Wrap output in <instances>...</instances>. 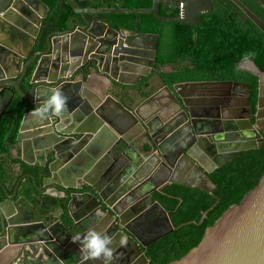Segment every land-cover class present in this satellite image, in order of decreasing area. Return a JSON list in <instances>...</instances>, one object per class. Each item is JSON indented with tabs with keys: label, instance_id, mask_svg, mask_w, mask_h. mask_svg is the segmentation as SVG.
<instances>
[{
	"label": "water",
	"instance_id": "95a60500",
	"mask_svg": "<svg viewBox=\"0 0 264 264\" xmlns=\"http://www.w3.org/2000/svg\"><path fill=\"white\" fill-rule=\"evenodd\" d=\"M67 1L84 23L75 27L81 21L72 18L68 30L50 32L37 48L47 3L19 0L21 9L15 0H0V99L7 93L12 96L4 109L15 93L33 109L54 89L68 97L63 120L51 116L40 120L30 114L33 109L24 113L15 151L23 163L47 167L44 186L75 191L69 195L66 217L62 209L59 215H42L25 197L16 196V189L6 193L0 203V258L6 255L8 260L0 264H31L37 255L47 256L42 264H68L81 255L73 237L92 229L113 238V264H149L144 249L175 229L154 192L176 183L213 193L218 186L209 177L211 172L242 151L264 147V71L250 56L236 63L238 69L257 77L254 113L251 84L231 80L179 82L171 88L160 77L165 96L157 97L161 90L146 81L143 85H151L154 91L142 90L146 95L137 101L139 93L131 86L153 66L159 35L116 30L86 15L152 14L161 22L198 25L202 15L212 10V0H153L148 8L86 9ZM233 1L244 18L264 33V21L239 0ZM160 4L178 9V14L162 16ZM151 41L153 56L143 61L138 53ZM31 64L34 69L26 93L21 81ZM91 75L118 86V92L109 89L100 99L84 87ZM219 85L233 88V93L227 91L232 107L218 101L212 90L204 91ZM238 87L244 90L239 92ZM134 148L140 158L135 163L130 156ZM112 155L114 170L103 177L102 164ZM156 179L158 183L153 182ZM160 223L163 229L145 236L149 227ZM121 237L126 238V246H121ZM168 264H264V174L239 203L206 228L195 247Z\"/></svg>",
	"mask_w": 264,
	"mask_h": 264
},
{
	"label": "trees",
	"instance_id": "16d2710c",
	"mask_svg": "<svg viewBox=\"0 0 264 264\" xmlns=\"http://www.w3.org/2000/svg\"><path fill=\"white\" fill-rule=\"evenodd\" d=\"M44 1L49 6V14L45 20L47 28L39 35L37 48L42 45L48 31L68 26L69 18L74 13L67 0ZM75 1L79 7H86L90 4L95 6L109 3L111 0ZM119 1L124 8H148L153 2ZM243 2L264 21V10L259 4L252 0ZM160 14L176 16L178 10L161 5ZM110 18L114 26L123 23L130 30L159 34L156 63L171 64L178 69V72L168 78L169 84L207 79L246 82L251 84L250 106L252 113L255 112L257 77L238 69L236 63L250 56L264 71V33L250 19H245L240 10L229 9L227 3L214 1L212 10L202 15L198 25L161 22L152 14L121 13L113 14ZM33 69L34 64H31L24 77L22 88L26 93L30 88L29 79ZM32 108L26 99L16 95L0 120V203L6 199V193L12 194L16 189V196L25 197L41 214L56 208L67 212L69 194L60 197L38 191L32 176L20 178L14 171L13 165L18 163L19 159L11 158L10 150L16 143L24 113ZM22 171L37 175L40 169L25 164ZM263 174L264 147L242 151L239 156L211 172L209 177L218 186L213 193L184 184L163 185L155 192L154 197L169 212L175 229L144 249L149 264H168L185 255L202 240L206 228L213 225L232 204L239 203ZM36 182L41 184V179L36 178ZM78 258L76 255L68 264L74 263Z\"/></svg>",
	"mask_w": 264,
	"mask_h": 264
},
{
	"label": "flooded vegetation",
	"instance_id": "af4514ba",
	"mask_svg": "<svg viewBox=\"0 0 264 264\" xmlns=\"http://www.w3.org/2000/svg\"><path fill=\"white\" fill-rule=\"evenodd\" d=\"M214 1L216 3H218V2L227 3V8H229V9L231 8L233 10L235 9V10H240L241 11V9L238 7V5L233 0H212V5H213V2ZM239 1L241 3H243L245 6H247L243 2V0H239ZM252 1L255 2L256 4H259L260 7L263 8V10H264V0H252ZM116 2L121 3V5L120 6L116 5L115 4ZM75 3H76V1H75ZM15 4L18 5L19 7H21L19 0H15ZM161 5L167 6L168 8H170L167 4H160V6ZM223 5H225V4H223ZM105 6L106 7H113V8H122V2L119 1V0H111L109 3L104 2V3H100L99 5L97 4L95 6L92 5V4H90V5L86 6V7H83V6H80V7L78 6V7L81 8V9H86V8H103ZM21 9H22V7H21ZM73 12H74V10H73ZM241 13H242V11H241ZM48 14H49V9L47 11L46 16L43 17L42 20H41L39 35L41 34V32H43V29L47 28V24L45 23V20L47 19ZM113 14H121V13H109V14L95 13L93 16L87 14L86 15V18H88L90 20H94V19L103 20V21L107 22L112 28H114L116 30H130V29H127L128 27L126 26V24H123V23H120L118 26H114L113 25V20H111V18H110ZM72 18H77V19H79V21H81V24L75 22L74 23L75 24V27H78V25H82L84 23L83 20H82V18H81V15L74 12L70 16V18H69L68 26H65L64 28H61V29H54V30L48 31L44 37H46L52 31H56V30L66 31V30H68L70 28V22H71ZM32 20L34 22L36 21L35 19H32ZM0 23H2V19L1 18H0ZM34 26H35V24H33V28H31L32 31L35 28ZM144 34H147V33H144ZM152 34H156V33H152ZM157 35H159V34H157ZM153 45H154L153 41L147 42L145 49L143 51H141L140 53H138V55L143 56V61H150V59L152 58V56H153L152 55L153 54ZM158 49H159V39H158V44H157V49H156V53H155V58H154L153 66H151V67L148 66V69H149L148 74H147V76L143 80H139L137 84L131 86V89H134L135 91H138V93H139L137 95V100L138 101H140L146 95L145 92H142V90L143 91H146V93H147L149 91L152 92L155 89H157L156 91L163 89V86L164 85H163L160 77H162V79L164 81V84L165 85H168L171 88H172V86L175 83H179V82H174L172 84H169V82H168V78L171 77V74H175L176 72H178V69L176 68V66L171 65V64H159V63H156ZM167 74H169V75L168 76H165ZM207 80L212 81V79H207ZM215 80H224V81H227V80H231V79H215ZM146 81L151 82V85L153 86L154 90H150L151 89V85H149V84L143 85V83L146 82ZM231 81H233V80H231ZM23 82H24V78L21 81V87L23 86ZM181 82H187V81H181ZM123 88H125V87H123ZM109 89L110 90H116V92H118V90H117L118 89V86H116V85L110 84ZM209 90H212L213 91V94L216 96V98L221 99V100H218V101H220L223 104H227L228 106H231L232 107V105H233L234 102L232 100H230L231 98L229 96L230 93H233L232 92L233 91V88L232 87L231 88H226L225 85L224 86L219 85V86H216V88H213V89H212V87H211V89L210 88L204 89V91H209ZM243 90H244V88H241V87H238L237 88V91H239V92H242ZM227 91H229L230 93H228ZM16 95H18V94L15 93L14 96H13V99H14V97ZM232 95L233 94H231V96ZM217 96H219V97H217ZM11 97H12L11 96V93H7V95L5 96V98L0 99V120H1V118L3 116V114L9 108L10 103L12 102L11 101L9 103L8 107L6 109H4V107L8 103V100ZM10 156H11V158L19 159V162L13 165L14 171L17 172V175H19L20 178L25 177V176H28V175L29 176H32L34 178V183L36 184V187H41L45 191L46 190H50V189H54V190H57V192H62L64 196L67 195V194L70 195L72 192H75L74 190H67V189L66 190H59V189L51 188L52 185L44 186L42 184L43 183V178L49 175V172H48L47 167L42 168L38 164L31 165L32 168H39L40 169V171L37 172V175L35 173H24L22 170H23V167H24L25 163H23L21 161V156L16 153L15 146H13L11 148V150H10ZM114 156L115 155H112V158L110 159V161H112V163L115 164V158H114ZM26 165H28V164H26ZM28 166H30V165H28ZM36 178H40L41 179V184H37ZM153 182L158 183L159 181L156 179V180H153ZM77 184H78V182H77ZM155 192H154V194H155ZM55 211H58L57 212L58 215L60 213H62L61 212L62 211L61 208H56V209H53V210L50 209L49 211H47L45 214H42V215H48L50 213H54ZM164 227L165 226L162 223L153 225V226L149 227V230L150 231H146L145 232V236H148L149 237L150 235L155 234L156 231H159V230L163 229Z\"/></svg>",
	"mask_w": 264,
	"mask_h": 264
},
{
	"label": "clouds",
	"instance_id": "9594fccd",
	"mask_svg": "<svg viewBox=\"0 0 264 264\" xmlns=\"http://www.w3.org/2000/svg\"><path fill=\"white\" fill-rule=\"evenodd\" d=\"M68 113V97L61 89H54L41 105H37L31 115L40 120H46L50 116L63 120ZM64 196V195H63ZM74 243H79L80 257L77 264H88L89 261H98L99 264H113L115 249L112 247L113 238L107 233L89 230L82 236L73 237ZM121 246H126L127 240L121 237Z\"/></svg>",
	"mask_w": 264,
	"mask_h": 264
},
{
	"label": "crops",
	"instance_id": "0c3cea01",
	"mask_svg": "<svg viewBox=\"0 0 264 264\" xmlns=\"http://www.w3.org/2000/svg\"><path fill=\"white\" fill-rule=\"evenodd\" d=\"M79 79V78H77ZM84 87L91 91V92H95L99 95L100 99H104L106 94L105 92L109 89L110 87V83L108 82V80H105L104 78L102 77H97L96 75H91L88 79L87 82L84 83ZM161 94H157V97L160 98V95L161 97H164L165 94H163V91L161 90L160 92ZM166 93V92H164ZM138 101V100H137ZM135 149V148H134ZM135 151V152H134ZM134 151H132L130 153V156L133 158V162H138L140 160V158L137 156L138 155V152L137 150L135 149ZM114 163H112V161H105L103 164H102V167L104 168V170L102 172H100V175H102L103 177H107L108 175H111V173L113 172L114 170ZM46 192L50 193V194H53V195H58L60 197L63 196V193L62 192H57V190H54V189H50V190H47ZM58 211H55L54 213L56 214ZM67 216V212H66V215L64 217ZM17 249H14V253L16 252ZM11 253H13V250L11 251ZM43 258L40 259V255H37L35 256L33 259H31V264H42L40 263L43 259H47V256L45 255H42ZM8 260V257L6 255H3L1 256L0 258V261H7Z\"/></svg>",
	"mask_w": 264,
	"mask_h": 264
}]
</instances>
